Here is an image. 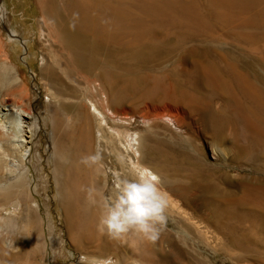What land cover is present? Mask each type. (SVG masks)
Wrapping results in <instances>:
<instances>
[{
    "label": "rangeland",
    "instance_id": "374dc122",
    "mask_svg": "<svg viewBox=\"0 0 264 264\" xmlns=\"http://www.w3.org/2000/svg\"><path fill=\"white\" fill-rule=\"evenodd\" d=\"M195 4L196 10L191 14L173 9L166 15L163 27L156 24L152 27V61H166L167 66L156 73L157 77L147 78L144 88L204 103L207 99L221 108L217 103L218 97L212 94L214 86L209 68L214 67V70L222 72L226 82L230 69L246 75L264 98V0H256L246 8H234L222 14L211 12L206 0H196ZM67 18L63 0H0V103L6 96L18 100L34 115L38 128L33 134L32 156L22 162L14 161L10 175L6 181L0 182V264L20 261L36 264H237L235 248L231 247V253L226 254L220 246L214 245L208 220L212 211L204 205L203 195L196 190L183 192L181 198L167 192V225L162 232L177 239V246L173 248L165 239L161 248L159 242L151 243L153 252L133 234L110 244L104 240L107 236L98 230V224L95 228L99 233L94 236L79 229L70 233L59 204L47 150L54 112L61 102L66 101L59 95V83L50 73L54 71L56 76L64 78V72L75 70L71 62L65 61L61 55L56 37ZM13 32L16 36L11 35ZM109 68L112 67L109 65ZM71 74L75 76V73ZM76 77V91L93 101L92 104L88 100L87 107L91 112L93 106L102 112L100 121L92 113V118L96 119L91 123L92 153L101 157L94 170L98 173L105 170L107 186L117 187L118 178L131 179L133 176L126 175L129 168L119 156V146L113 135L119 123L112 118L108 83L94 76ZM126 93L130 95L132 89ZM236 95L245 105L243 114L247 121L243 123L238 118L234 119L226 124L225 129L228 137L247 146L255 136L251 124H256V119L247 111L250 108L241 94L237 91ZM135 109L133 115L137 116L139 111L137 107ZM136 116L132 117L128 128L143 131L145 126ZM185 124L180 129L174 125L167 126L162 134L166 141L167 162L172 164L189 158L201 159L209 165L220 162L221 155L217 159L212 157L213 145L202 125ZM98 127L104 136L99 141L94 135ZM184 165L189 164L182 161ZM234 173L231 171L233 182L237 180ZM247 177V184L255 181L252 175ZM217 182L222 184L219 179ZM236 187L234 183L231 189L238 190ZM107 190L105 197L109 196ZM172 228H182L191 237L178 234ZM206 228L207 234L204 232ZM77 234L81 235L80 239ZM221 240L223 245L227 244L226 239ZM102 241L109 245L108 248L98 247ZM259 262L244 261L240 264Z\"/></svg>",
    "mask_w": 264,
    "mask_h": 264
},
{
    "label": "bare ground",
    "instance_id": "6f19581e",
    "mask_svg": "<svg viewBox=\"0 0 264 264\" xmlns=\"http://www.w3.org/2000/svg\"><path fill=\"white\" fill-rule=\"evenodd\" d=\"M195 1L63 0V9L68 18L56 37L61 46V55L65 61L71 62L75 70L64 72V78L56 76L54 71L50 73L59 83V95L66 100L54 112L47 142L59 204L70 233H76L74 230L79 229L94 236L99 233L95 225L103 212L105 199L112 198L117 189L116 186H107L108 174L105 170L98 173L94 166L88 167L82 163L84 157L93 155L92 120L100 121L102 112L95 106L92 112L87 107V101L92 104L93 101L76 91V76L84 79L94 76L108 83L112 118L119 123L113 135L119 146V156L129 168L126 175L129 173L133 176L138 170L149 169L160 176L161 187L166 193L180 197L183 192L198 191L204 197V205L212 211L208 220L214 245L220 246L226 254L231 253V247L235 248L237 264L244 261L264 264V115L259 113H264V98L260 91L257 92L247 76L237 70L230 69L226 82L222 72L214 70V67L209 68L214 86L212 94L218 97L217 103L221 108L207 99L204 103L144 88L147 78L157 77L156 73L167 66L166 61H152V27L154 24L163 27L166 15L173 9L191 14L196 10ZM206 1L211 12L222 14L234 8H246L256 0ZM11 35L16 36V33ZM71 73H75V76ZM109 78L111 80L108 82ZM129 89H132L130 95L126 93ZM237 91L247 102L250 108L247 111L256 119V124H251L255 136L247 146L228 137L225 129L226 124L234 119L238 118L243 123L247 121L243 114L245 105L236 95ZM17 101L6 96L0 103V182L6 181L14 161L22 162L31 157L34 151L32 139L38 129L34 115ZM135 107L139 111V115L135 116L145 126L140 132L128 128L135 117ZM92 113L96 119L92 118ZM187 122H191L190 125H186ZM192 123L202 125L211 139L212 157L217 159L221 155V161L217 164L209 165L201 159L191 158L172 164L167 162L164 151L166 141L162 134L169 126L180 129L184 124L191 126ZM99 129L94 133L97 141L103 136ZM182 161L189 165L182 166ZM231 171L235 172L237 179L234 182ZM251 175L255 181L247 184V176ZM260 177L262 180H259ZM121 179L125 178H118L119 182ZM218 179L222 184L217 182ZM234 183L238 190L231 189ZM89 189L93 190L95 203L90 202ZM106 190L108 197L104 196ZM172 230L191 237L182 228ZM207 230H204L206 234ZM76 236L81 238L80 234ZM221 238L227 240L226 245H223ZM165 239L170 247L177 246V239L164 232L154 244L159 242L161 248ZM104 240L110 244L115 241L108 237ZM102 242L98 247L108 248L109 245ZM145 244L153 251L151 243Z\"/></svg>",
    "mask_w": 264,
    "mask_h": 264
},
{
    "label": "clouds",
    "instance_id": "9594fccd",
    "mask_svg": "<svg viewBox=\"0 0 264 264\" xmlns=\"http://www.w3.org/2000/svg\"><path fill=\"white\" fill-rule=\"evenodd\" d=\"M100 162L98 153L82 160L88 167ZM88 191L90 202L95 203L93 190ZM168 207V194L161 187L160 176L149 169H141L133 178L121 179L114 196L105 199L97 227L113 240H124L133 234L154 244L167 225Z\"/></svg>",
    "mask_w": 264,
    "mask_h": 264
},
{
    "label": "built area",
    "instance_id": "2783aa9c",
    "mask_svg": "<svg viewBox=\"0 0 264 264\" xmlns=\"http://www.w3.org/2000/svg\"><path fill=\"white\" fill-rule=\"evenodd\" d=\"M16 264H36V263H34V262H18Z\"/></svg>",
    "mask_w": 264,
    "mask_h": 264
},
{
    "label": "snow or ice",
    "instance_id": "6c2138e0",
    "mask_svg": "<svg viewBox=\"0 0 264 264\" xmlns=\"http://www.w3.org/2000/svg\"><path fill=\"white\" fill-rule=\"evenodd\" d=\"M155 179V177H153Z\"/></svg>",
    "mask_w": 264,
    "mask_h": 264
}]
</instances>
